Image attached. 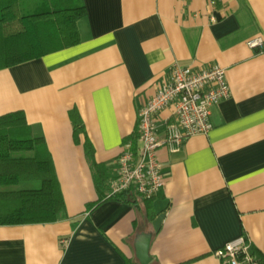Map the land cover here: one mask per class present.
I'll list each match as a JSON object with an SVG mask.
<instances>
[{"label": "crops", "instance_id": "1", "mask_svg": "<svg viewBox=\"0 0 264 264\" xmlns=\"http://www.w3.org/2000/svg\"><path fill=\"white\" fill-rule=\"evenodd\" d=\"M83 2L81 43L0 70V116L23 111L41 128L66 205L55 223L0 226V264H142L147 236L151 264H226L216 251L241 236L262 261L264 48L248 41L264 38V0ZM175 64L226 70L231 96L212 108L213 129L159 152L166 186L151 202L88 209L98 193L85 140L114 178L139 108Z\"/></svg>", "mask_w": 264, "mask_h": 264}, {"label": "trees", "instance_id": "2", "mask_svg": "<svg viewBox=\"0 0 264 264\" xmlns=\"http://www.w3.org/2000/svg\"><path fill=\"white\" fill-rule=\"evenodd\" d=\"M85 17L83 0H0V70L81 43L79 24ZM71 118L74 138L80 142L83 121L75 110ZM44 138L41 128L28 124L23 111L0 116V226L48 224L66 217L65 199ZM85 149L98 193L97 201L87 208L93 210L111 198L136 204L140 198L133 188L110 196L111 174L97 163L88 140ZM24 182L40 186L21 188Z\"/></svg>", "mask_w": 264, "mask_h": 264}, {"label": "built area", "instance_id": "3", "mask_svg": "<svg viewBox=\"0 0 264 264\" xmlns=\"http://www.w3.org/2000/svg\"><path fill=\"white\" fill-rule=\"evenodd\" d=\"M253 52H261L264 38L248 41ZM227 72L219 64L194 69L175 64L159 80L156 93L139 108L136 142L125 144L118 171L110 180V196L135 189L145 199L157 197L166 186L159 152H179L188 139L207 135L213 129L212 108L230 98ZM245 236L231 240L216 251L226 264H260Z\"/></svg>", "mask_w": 264, "mask_h": 264}, {"label": "water", "instance_id": "4", "mask_svg": "<svg viewBox=\"0 0 264 264\" xmlns=\"http://www.w3.org/2000/svg\"><path fill=\"white\" fill-rule=\"evenodd\" d=\"M166 214H161L160 216H158V218L154 221V229L156 232H158L162 226L163 220L165 219ZM150 237L151 236H147L144 237V239H142L143 241L140 242L139 244V258L141 260L142 264H151L152 263V258L150 257V255H148L149 253V249H150Z\"/></svg>", "mask_w": 264, "mask_h": 264}, {"label": "rangeland", "instance_id": "5", "mask_svg": "<svg viewBox=\"0 0 264 264\" xmlns=\"http://www.w3.org/2000/svg\"><path fill=\"white\" fill-rule=\"evenodd\" d=\"M19 186L21 188L38 187V186H40V183H38V182H24Z\"/></svg>", "mask_w": 264, "mask_h": 264}]
</instances>
